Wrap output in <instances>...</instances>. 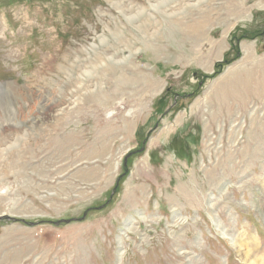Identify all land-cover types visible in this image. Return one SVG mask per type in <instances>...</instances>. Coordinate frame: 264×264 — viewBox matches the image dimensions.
I'll return each instance as SVG.
<instances>
[{"label": "rangeland", "instance_id": "1", "mask_svg": "<svg viewBox=\"0 0 264 264\" xmlns=\"http://www.w3.org/2000/svg\"><path fill=\"white\" fill-rule=\"evenodd\" d=\"M3 214L0 264H264V0H0Z\"/></svg>", "mask_w": 264, "mask_h": 264}, {"label": "bare ground", "instance_id": "2", "mask_svg": "<svg viewBox=\"0 0 264 264\" xmlns=\"http://www.w3.org/2000/svg\"><path fill=\"white\" fill-rule=\"evenodd\" d=\"M37 52V51H36ZM10 113V112H9ZM134 218L130 217L126 222H125V228L129 229L131 227V225L133 224ZM221 230V229H220ZM224 235H226L224 233ZM230 240L233 241V238L230 237ZM234 245V244H233ZM236 246V244H235ZM119 247L120 249L123 247V238L120 236L119 237ZM238 252L240 253V257L246 261L247 263H251V264H257V262H254L255 260H258L260 262L263 261L261 254L259 252V249L256 248L255 252H249L247 249H243V248H239Z\"/></svg>", "mask_w": 264, "mask_h": 264}, {"label": "water", "instance_id": "3", "mask_svg": "<svg viewBox=\"0 0 264 264\" xmlns=\"http://www.w3.org/2000/svg\"><path fill=\"white\" fill-rule=\"evenodd\" d=\"M0 218H2V219H8V220H13V219H14L13 216L6 215V214H3L2 216H0ZM62 222H65V220H59V221L54 222V223H56V224H60V223H62Z\"/></svg>", "mask_w": 264, "mask_h": 264}]
</instances>
